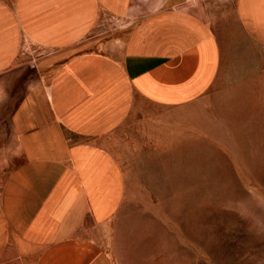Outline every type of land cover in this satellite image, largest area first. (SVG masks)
Masks as SVG:
<instances>
[{
	"label": "crops",
	"instance_id": "1",
	"mask_svg": "<svg viewBox=\"0 0 264 264\" xmlns=\"http://www.w3.org/2000/svg\"><path fill=\"white\" fill-rule=\"evenodd\" d=\"M234 1L264 36V0ZM220 3L0 0V141L21 157L0 188V264H110L89 236L124 193L106 139L163 130L211 91L229 42Z\"/></svg>",
	"mask_w": 264,
	"mask_h": 264
},
{
	"label": "rangeland",
	"instance_id": "2",
	"mask_svg": "<svg viewBox=\"0 0 264 264\" xmlns=\"http://www.w3.org/2000/svg\"><path fill=\"white\" fill-rule=\"evenodd\" d=\"M228 11V50L211 91L163 130L129 126L106 139L124 193L89 236L110 264H264V140L240 143L264 131V36L245 33L234 0ZM20 161L0 141V188Z\"/></svg>",
	"mask_w": 264,
	"mask_h": 264
},
{
	"label": "bare ground",
	"instance_id": "3",
	"mask_svg": "<svg viewBox=\"0 0 264 264\" xmlns=\"http://www.w3.org/2000/svg\"><path fill=\"white\" fill-rule=\"evenodd\" d=\"M257 135H260V136H263V140H264V131H253V137H251V138H247V136H241V144H242V146H244L245 148H247V147H252L253 146V139L255 138V137H257ZM210 139H212L211 137H210ZM230 147V146H229ZM231 148V147H230ZM253 149V148H252ZM248 151V150H247ZM229 152V151H228ZM254 153V151L253 152H246V151H244V152H242V155H245L246 156V158H247V160L248 161H250L249 163L251 164L252 162H254V156L253 157H251V155ZM242 155H240V156H242ZM256 155V154H255ZM261 158V157H260ZM239 159V158H238ZM240 160V159H239ZM258 160H260V159H257V161ZM243 163H245V162H243ZM262 163V162H261ZM257 164V163H256ZM239 168V167H238ZM217 171V170H216Z\"/></svg>",
	"mask_w": 264,
	"mask_h": 264
}]
</instances>
